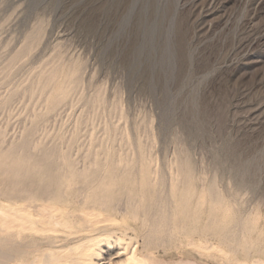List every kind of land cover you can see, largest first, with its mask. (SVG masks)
<instances>
[{
  "label": "rangeland",
  "instance_id": "1",
  "mask_svg": "<svg viewBox=\"0 0 264 264\" xmlns=\"http://www.w3.org/2000/svg\"><path fill=\"white\" fill-rule=\"evenodd\" d=\"M0 155L9 169L0 170V205L2 180L26 161L37 178L90 168L94 187L107 179L120 191L125 182L162 210L182 208L178 250L149 240L156 263L263 264L264 0H0ZM111 166L121 173L102 171ZM69 191L62 202L81 199ZM127 227L114 235L141 246L135 223ZM109 231L101 222L91 234ZM37 235L0 234V259L14 264L37 244L46 252L49 239Z\"/></svg>",
  "mask_w": 264,
  "mask_h": 264
},
{
  "label": "bare ground",
  "instance_id": "2",
  "mask_svg": "<svg viewBox=\"0 0 264 264\" xmlns=\"http://www.w3.org/2000/svg\"><path fill=\"white\" fill-rule=\"evenodd\" d=\"M51 82H49V84ZM40 85H41V83H40ZM43 87H41V88H43ZM64 87H65V85H64ZM63 89L60 91H63ZM34 125L36 126V124H34ZM33 128H35V127L33 126ZM32 130H34V129H32ZM30 131H31V129H30ZM33 132H35V131H33ZM29 133H28V135H29ZM29 139H30V136H29ZM13 143H16V142H13ZM23 144H24V142H23ZM29 144H30V141H29ZM101 147H103V146H101ZM9 149H8V152H9ZM16 149L15 148L13 149L14 154H15ZM2 150L3 149H1V151ZM19 150H20V148H19ZM27 150L28 149L26 148L25 154L28 153ZM38 150L41 151L42 149L41 150L38 149ZM46 151H49V150L46 149ZM54 151H55V147H54ZM65 151H67V150H65ZM65 151H64V154H65ZM103 151L105 154L104 147H103ZM52 152L53 151H51V153ZM56 152H58V151H56ZM23 153H24V150H23ZM89 153L92 154L93 151L89 152ZM1 154H2V152H1ZM3 154H4V152H3ZM29 154L31 155V153H28V155ZM67 155L64 157L67 158ZM45 156L43 158H45ZM94 156H97V155H94ZM23 158H24V156H23ZM26 159H28V158H26ZM94 159H96V157H94ZM94 159H92L91 163L94 161ZM121 160H123V157H121ZM49 161L50 160L48 159V161H46V162H49ZM70 161H71V159H70ZM126 161H127V159H126ZM147 161H148V159H147ZM2 162L0 165L1 166L0 170H2L1 168H3ZM99 162H103V161L100 160ZM26 163H27V161H26ZM26 163H24L20 167L17 166L14 169H12V170H14V174H15V175L13 174L14 176L11 174L13 177L12 176L9 177L8 180H6V181L2 180V183L6 182L4 187L7 190L6 193H7L8 203L0 205V234L13 232L16 234L17 238L21 239L25 233L30 232L33 234L43 235L45 238L49 239V243L46 247L47 248L46 252H43V253L40 252V250H39V244H37L38 246L33 245L34 252H35L33 254V256L28 257L29 255L27 256L26 254H24L25 256L24 255H22L21 257L19 256L17 259H15L14 264H155L156 262H163V260H162V258L156 257L153 254V252H152L153 247L149 246L150 241L152 239L155 241L156 247H158V246L162 247L163 253L167 252L168 247L166 246V243L169 241L172 242V247L175 250H178L179 247H181V237L184 236V221H185V219L183 218V215H182V213H183L182 208L179 211L178 210L173 211V213L171 211H169L168 206H167V208L162 210L160 207H158L159 205H157V204L155 205V203H156L155 198L153 196H151L150 194H148L144 188H142L144 190L140 196H138V195L135 196L136 194L134 195V193H132V190H131L132 187H130V185L125 183V182H124V185L119 188L120 191H117L118 189H116V187L112 186L111 181H109L107 179L105 181H102V183L99 186L94 187L90 184V181H86V179L88 178V175H90V174H87L88 169L90 170V168H84L83 169L81 167L82 168V170H81V168L78 166L80 169L78 168L79 171H77L75 169L77 171L75 174H73V175L70 174V176L65 175L63 178H61L59 180L58 177H57V179H53V178H37V177L33 176L34 174H36V172L38 170L35 171V169H32V167L31 168L29 167V166H32L33 164L31 165V163H30L29 165H27ZM91 163H90V165H91ZM145 163H147V162H145ZM110 164H108V165H110ZM130 164H131V162H130ZM10 165H13V164H10ZM38 165H40V164H38ZM41 165L39 166L40 168H42V166H43V165L42 166ZM70 165H74V164H70ZM83 165H84V163H83ZM92 165H94V167L92 166L93 167L92 172L93 173L98 172L100 169L99 165H97L95 163ZM120 165H122V164H120ZM75 166H77V165H75ZM70 167L72 168V166H70ZM128 167H129V165H128ZM7 168H9V167H7ZM117 168H119V167H117ZM123 168L125 169L124 166L122 167V169ZM70 169H68V170H70ZM112 169H114L115 171H112ZM8 170L9 169L3 168L2 173L5 174L8 172ZM12 170L10 172H13ZM44 170L46 172V169H44ZM72 170H74V169L72 168L71 171ZM60 171L62 173V170H60ZM102 171H107L108 174L109 173L115 174V172H117L116 166L115 167L111 166L110 168H106ZM102 171H101V173H102ZM119 171H120V169H119ZM119 171L117 172V174L121 173V171L120 172ZM179 172L180 171H178V173ZM151 175H153V174H151ZM2 176H0V177H2ZM6 176H7V174H6ZM101 176H102V174H101ZM106 177L107 176H105V178ZM124 177H126V176H124ZM99 178H101V177H99ZM173 178H175V177H173ZM82 179L83 180L85 179L84 181H86V182L82 186L79 184L80 185L79 187H76V185H75L74 187H76V188H74L73 187L74 181L75 180H82ZM178 180H179V178H178ZM178 180H177V182H178ZM132 181H133V179H132ZM144 181H145V179H144ZM117 183H118V181H117ZM106 185H108V186H106ZM77 186H78V184H77ZM212 186H215V185H212ZM212 186H210V188H212ZM213 188L216 189V187H213ZM0 189H2V186ZM69 189L75 190V191H73V194H72V191H69L71 197H78V196L80 197L81 196V199H79V198H77L76 200L75 199H72V200L69 199V200H66V202H62L60 199V196H61L60 194L62 193V191L66 190V192H67V190H69ZM209 192H211V191H209ZM173 193L174 192H172V194ZM211 193H213V192H211ZM215 193H216L215 195H217V193H218L217 189H216ZM123 194L125 197L124 198L125 202L123 204L124 208H120L121 206L119 207L117 203L119 200L122 199L121 197H123ZM156 194H157V192H156ZM212 196L213 195L211 194V197ZM66 198H68V197H66ZM76 202L77 203L79 202L82 205L81 209H77V206L74 205V204H76ZM91 203H93V205H91ZM119 203H120V201H119ZM180 205L181 204H179V206ZM96 208L106 210L107 214L105 216H103V214H102L103 217H99L98 213L95 210ZM115 212H116V214L117 213L120 214V216L123 218L122 222H120V221H119L120 223L117 222L116 218L114 217L115 215H113V214H115ZM130 221L135 223L136 228L139 229L140 232L142 233L143 237H145V240L143 241V243L140 242L142 244V245L140 244L141 246H138L136 244V241L134 243H131V244L128 241H125L126 236L123 238V236H120L121 235L120 232H119V236L118 235L115 236L114 235L115 233H113L114 228L115 229L116 228H118V229L119 228H122V229L126 228ZM101 222H105V225L109 228L110 231L108 233H104V234L102 233V234L97 235V236L94 234L95 235L94 236L93 234H91V232L93 230L97 229L98 224ZM226 228H228V227H226ZM75 234L78 236L80 235V236L75 242H73L70 245L68 244L69 246L68 245L67 246L60 245L57 248L53 247L55 242L57 243L58 241L63 239V238H61L62 236L69 237V236H72ZM129 234H130V232H129ZM131 237H133V236H131ZM14 238H15V236H14ZM5 240H6V238H5ZM41 241H43V240H41ZM33 242H34V240H33ZM185 242H186L185 244H188V246H190L193 243L192 238H190V237H188ZM203 242H205V240ZM12 243H14V241H12ZM200 243L201 242L199 241V244ZM26 246L29 247L30 245L27 244ZM203 246H204V244H203ZM203 246H201V247H203ZM36 247H38V248H36ZM161 247H159V249ZM194 247L196 248L197 246H194ZM204 249H206V248H204ZM17 250L18 249H16V251ZM31 251H33V250H31ZM23 253H27V251H25ZM2 254H3V252H2ZM177 254L178 253H176V255ZM8 256L9 255L4 257V259H0V264H7V262L5 261V258H6V260H8L9 259V258L7 259ZM156 264H158V263H156Z\"/></svg>",
  "mask_w": 264,
  "mask_h": 264
}]
</instances>
